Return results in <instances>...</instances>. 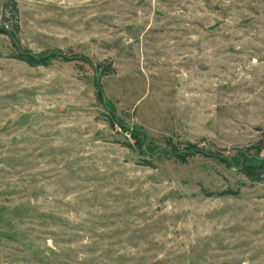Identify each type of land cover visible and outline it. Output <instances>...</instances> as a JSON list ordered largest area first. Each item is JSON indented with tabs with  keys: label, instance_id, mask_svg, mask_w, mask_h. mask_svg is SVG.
Returning a JSON list of instances; mask_svg holds the SVG:
<instances>
[{
	"label": "rangeland",
	"instance_id": "obj_1",
	"mask_svg": "<svg viewBox=\"0 0 264 264\" xmlns=\"http://www.w3.org/2000/svg\"><path fill=\"white\" fill-rule=\"evenodd\" d=\"M12 1L67 59L0 34V264H264V0Z\"/></svg>",
	"mask_w": 264,
	"mask_h": 264
},
{
	"label": "trees",
	"instance_id": "obj_2",
	"mask_svg": "<svg viewBox=\"0 0 264 264\" xmlns=\"http://www.w3.org/2000/svg\"><path fill=\"white\" fill-rule=\"evenodd\" d=\"M18 6L16 2L9 0L3 3L1 10V24H0V34L8 37L13 47L16 49V53L12 58L19 60L25 63L27 66L35 67H46L52 59H58L59 57H64L63 54L58 52H42L38 54L31 53L28 50H21L19 47H16L14 41H17V35L19 33L18 26ZM69 59V58H68ZM73 59L84 60L83 58ZM101 75H111L115 72V69L112 67L111 62H104L95 65ZM124 130H128L126 127L121 126ZM193 146H189L187 150L193 149ZM195 153H204L203 151L194 150ZM142 153V151H141ZM262 153L263 157H259V154ZM206 154V153H205ZM256 157V164H252L254 156ZM181 155H175L176 158H180ZM182 157V156H181ZM218 161L226 166L234 165L239 173L245 177L251 183H259L264 179V131L260 137V140L256 145L246 147L244 151H238V155H233L228 160L225 157L216 156Z\"/></svg>",
	"mask_w": 264,
	"mask_h": 264
},
{
	"label": "water",
	"instance_id": "obj_3",
	"mask_svg": "<svg viewBox=\"0 0 264 264\" xmlns=\"http://www.w3.org/2000/svg\"><path fill=\"white\" fill-rule=\"evenodd\" d=\"M14 44L16 47H19L18 42L14 41ZM69 59H71V58H69Z\"/></svg>",
	"mask_w": 264,
	"mask_h": 264
}]
</instances>
